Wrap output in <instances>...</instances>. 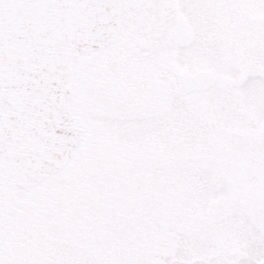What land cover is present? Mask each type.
<instances>
[{"label": "snow or ice", "instance_id": "obj_1", "mask_svg": "<svg viewBox=\"0 0 264 264\" xmlns=\"http://www.w3.org/2000/svg\"><path fill=\"white\" fill-rule=\"evenodd\" d=\"M0 264H264V0H0Z\"/></svg>", "mask_w": 264, "mask_h": 264}]
</instances>
